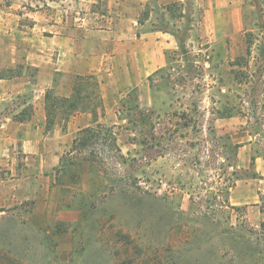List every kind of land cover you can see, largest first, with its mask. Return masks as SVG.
Instances as JSON below:
<instances>
[{"label": "rangeland", "instance_id": "obj_1", "mask_svg": "<svg viewBox=\"0 0 264 264\" xmlns=\"http://www.w3.org/2000/svg\"><path fill=\"white\" fill-rule=\"evenodd\" d=\"M92 1L0 0V74L13 75L0 80V264H264V156L252 162L264 144V0H150L140 21L172 40L152 104L124 92L102 121L117 141L72 144L43 168L44 150L24 151L38 101L28 56L129 2Z\"/></svg>", "mask_w": 264, "mask_h": 264}, {"label": "crops", "instance_id": "obj_2", "mask_svg": "<svg viewBox=\"0 0 264 264\" xmlns=\"http://www.w3.org/2000/svg\"><path fill=\"white\" fill-rule=\"evenodd\" d=\"M128 1L117 18H105V15L92 11L97 14L93 16L95 24L87 26L84 33H54L49 36L45 48L28 56L31 65L37 68L34 86L38 101L34 102L36 112L33 114L34 119L37 115V122L31 131L25 133L24 151L37 154L44 150L46 158L41 167L54 169L59 164L60 155L72 146L79 131L95 124L91 108L85 110L79 107L71 112L57 109L52 119L66 121V125L59 127L57 124L46 131L47 91H52L54 96L77 98L79 85L76 79L90 76L91 81L99 82L101 105L97 107L98 122L108 118L123 93L131 88L139 89L140 101L144 96L146 104H152L149 78L167 65L166 51L172 47V40H169L168 32L153 27L152 16L145 22L140 21L141 9L150 0ZM227 5L235 15L242 10V6L235 2H228ZM85 21L86 18H83L79 26H86ZM102 21L106 23L101 25ZM140 28L144 30L140 31ZM92 87L89 85L90 89ZM96 95L90 96L93 106L98 99ZM52 197L50 201L56 205ZM52 207L55 209V206Z\"/></svg>", "mask_w": 264, "mask_h": 264}, {"label": "trees", "instance_id": "obj_3", "mask_svg": "<svg viewBox=\"0 0 264 264\" xmlns=\"http://www.w3.org/2000/svg\"><path fill=\"white\" fill-rule=\"evenodd\" d=\"M254 41L251 40L249 43V47H248V55H251L252 53V45H253ZM264 51V50H263ZM13 75H3L0 74V79H4V78H8V77H12ZM90 76H85L82 77L80 76L79 78L76 79V83L77 85H79V87L77 88V95L79 93V97L76 98V96L71 99L68 97H59V96H54L52 94V91H47L46 94V100H47V111H48V121H47V125H51L54 123L55 120L52 119V115L55 112V110L57 109H61V110H65V111H73L74 109H77L79 107H81L82 109H90L94 112V116H95V124L96 126H89L86 128H83L79 131L77 137L73 140V146H72V150H83L85 148H88L94 144H96L100 137L102 136V134L104 133L107 136H111L112 140L115 142L117 141V137L115 136L114 132L112 131V129L108 126H106V124H104L103 122H98L99 120L96 119L98 117V111H97V107H99L101 105V99L99 98V82L98 81H91L90 80ZM89 85H92L93 87L90 89ZM84 92V93H82ZM81 94H84L81 96ZM91 94H97L96 97L97 102L94 103V106L91 102L90 96ZM86 96V98H85ZM93 106V107H92ZM26 113V112H25ZM21 114H24V112ZM21 121V120H19ZM257 134H259L261 136V139H263L264 141V112L261 116V118L259 119L258 122V128H257ZM255 143L259 144L260 146L256 148L255 150V154L252 156V162H254L257 158V156H264V144H261L262 141L261 140H256ZM264 143V142H263ZM239 145H234V147H238ZM119 150V149H118ZM233 175L234 172L232 174V176L229 178L231 181V185L230 188H233V186L235 185V181L233 179ZM229 202V200H227ZM230 207L235 208V206L229 204ZM239 209V208H238Z\"/></svg>", "mask_w": 264, "mask_h": 264}]
</instances>
